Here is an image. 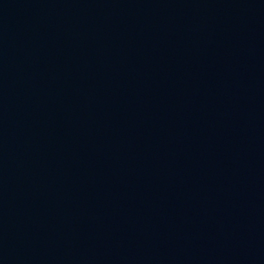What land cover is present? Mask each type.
<instances>
[{
    "label": "water",
    "instance_id": "water-1",
    "mask_svg": "<svg viewBox=\"0 0 264 264\" xmlns=\"http://www.w3.org/2000/svg\"><path fill=\"white\" fill-rule=\"evenodd\" d=\"M0 264H264V0H0Z\"/></svg>",
    "mask_w": 264,
    "mask_h": 264
}]
</instances>
